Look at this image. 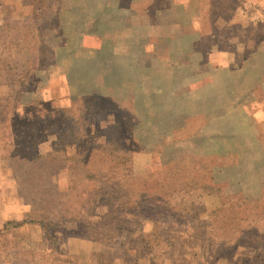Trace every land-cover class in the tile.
<instances>
[{"label":"rangeland","instance_id":"1","mask_svg":"<svg viewBox=\"0 0 264 264\" xmlns=\"http://www.w3.org/2000/svg\"><path fill=\"white\" fill-rule=\"evenodd\" d=\"M1 121L0 195L25 205L26 224L52 248H24L31 231L17 229L18 264H59L58 255L79 264H224L254 255L237 243H264V0H0ZM33 134L49 137L37 143ZM52 142L60 154L46 161ZM36 147L42 158L26 165L19 155ZM88 148L90 164L129 157L133 178H144H123L116 203L132 214V202L151 200L142 214L156 228L131 214L128 223L102 220L89 230L93 242L87 224L64 221L60 192L74 188L75 201L96 185L79 183ZM207 183L216 194L198 188ZM180 205L190 216L212 214L211 231L174 233ZM79 211L86 221L89 211ZM112 232H122L113 244ZM70 238L89 241L90 253L69 255Z\"/></svg>","mask_w":264,"mask_h":264},{"label":"trees","instance_id":"2","mask_svg":"<svg viewBox=\"0 0 264 264\" xmlns=\"http://www.w3.org/2000/svg\"><path fill=\"white\" fill-rule=\"evenodd\" d=\"M18 77L22 78L24 76L23 74H21ZM3 122L1 121L0 124H2ZM62 124H66V123L63 122L61 123V125ZM47 127H48L47 128L48 132H51L52 134L56 132L57 130V129H54L52 125H48ZM24 128H21L19 130H23ZM59 129L61 130L62 128L60 127ZM69 133H72V130L67 132V134ZM16 136L17 134L15 133L14 137ZM48 137L49 136L47 134L44 136L41 135L38 139H36V136L33 134L31 138L35 140L37 143H41L42 141L48 140ZM260 137L261 136H258V139L261 141ZM62 139H63V136H59L56 138V140H60V146H62L61 149L63 151L65 144L61 142ZM59 151L60 149L57 148L56 143L52 142V149L49 151L48 154H46V156H48V158H45L46 161L54 159L55 155L60 154ZM92 151H93L92 148H88L87 152H85L81 157L82 176L79 178V183L82 184V186L84 185L85 182L88 183L89 181L95 183L96 185H94L93 191H90V194L88 195L87 191H85L84 189L81 190V192L77 193L78 199L74 201L71 196V191L72 190L75 191V189L71 187L69 189L65 188L64 190H62V192H60L63 194L62 195L63 199L61 198L60 205H61V208L66 211V213L63 212V216H62L64 221L69 220V221H77L79 223L84 222L85 224H87L85 226L89 227L87 229L88 234L87 232L85 234L86 238L93 242H99V240L95 238L96 233H91L89 230L91 231L93 230L94 232H96L97 229L100 227L102 220H109L111 223H113L114 221L118 219L117 224L126 223L127 219L129 220V215L131 214V212L129 211L130 205L128 203L124 205H120L116 203L118 197L114 196L113 190L115 189V187L118 184L120 185V182L123 180V178H127L128 180L136 179V180L142 181L144 177H136L135 179L133 178L134 176H132L131 167H130L131 164L128 163L130 160L127 155H121V156H124L123 158L125 159L118 158V157H111L108 159L103 158L104 161L99 162V163L102 162L101 164L87 163V160H88L87 158L89 157ZM94 151L96 152L100 150L99 148H97ZM19 156L22 158L23 162L26 165H35L42 158V156L38 153L37 147L35 150H32L30 154L25 155V156H21V155ZM66 158H70L69 155L66 156ZM119 165L124 166L126 169H124V171L122 172H119L120 171ZM133 184H136V183L133 182ZM216 186L217 185H212L211 183H207V184H201L200 187L198 188L206 190L205 192L206 194H216L215 191H212L216 188ZM209 187L211 188L209 189ZM148 192L151 193V190ZM140 194H141V197L145 196L143 195V191ZM153 197L155 198L154 199L155 201H162L163 199L160 193L155 194ZM106 198H107L106 203L110 207L109 208L106 207L105 209L106 205L104 206V200ZM134 202H136V204L132 202V214H131L132 220H134L133 222L134 223H138V222L145 223L146 222L145 218L148 217L147 221H150L153 224L154 228H156L158 225L157 221L151 215H148L147 217H145L144 214H142V208H141V206L144 203H149L150 205H152L153 202L151 200L147 201L145 199H137ZM180 203L182 204V202ZM242 203H245V202L243 201ZM169 204L170 202L169 200H167L166 205H169ZM161 205H162V202H161ZM145 207L148 208V206H145ZM80 208L83 211L84 210L89 211L88 213H86L87 215L84 214L86 221L81 220L83 216H82V213H80L79 211ZM152 208L153 207H150V209ZM178 208H179L178 211L180 212L183 218H182V221H179L180 218L179 219L176 218L175 220H173V223L172 225H170V227L175 230L174 233H185L191 228H197L199 230L202 229L204 232L206 231V233H209L211 231L212 219L209 216H211L212 214H209L207 219H202L198 215L190 216L189 215L190 213L186 211L187 208L185 205L182 207L180 205L178 206ZM26 223H28L26 220H22V221L10 220V221H7L3 225L2 228H0V247L8 248V249H16L17 251H13L16 254V256L14 257L15 260L19 259L17 255H20V249H21L19 245L20 243H19V238L17 237L16 230ZM149 223L147 222V224ZM252 230H253L252 228H249L248 232L243 233L241 236L243 237L247 235ZM120 233L122 232H117V234L114 232H112V234L110 233L108 236V241L110 243L112 242L111 244L115 243L117 236ZM115 234L117 236H115ZM252 234L256 236L255 238H258L256 232ZM7 236H8V239H7ZM9 238L12 239V241H9ZM239 246L244 247L245 249L255 247L254 255H251L248 257L238 256L232 261L231 259H226L223 262L224 264H231V263L246 264L248 262H250L251 264H264V249H263L264 243H262V241H260L256 245L255 244L249 245V243H246V241H244V242L237 243L234 248L237 249ZM55 258L59 261V264H79L77 261L73 260L72 258H64L60 255H58V257H55ZM218 263H219L218 261L211 262V264H218Z\"/></svg>","mask_w":264,"mask_h":264},{"label":"crops","instance_id":"3","mask_svg":"<svg viewBox=\"0 0 264 264\" xmlns=\"http://www.w3.org/2000/svg\"><path fill=\"white\" fill-rule=\"evenodd\" d=\"M235 7H237V5ZM236 9H238V7ZM4 192L5 191H2L0 195V228H2L7 221L24 220L26 218L27 213L29 212L28 210H26L25 205H22L20 202L15 203L16 201L10 200V198L8 199V196ZM25 226L27 227L26 229H24ZM18 230L19 232L25 230L31 231V236L28 242H25L26 244L22 242V246H24V248L25 246H28L31 247L30 249H45L48 253L52 252V248L49 245L48 247H45L43 234L39 226L24 224L23 226L19 227ZM88 243L89 241L87 240H78L77 238H70L67 241V253L69 255L77 254L81 251H84L85 253H90V247L87 245ZM13 251L17 250L12 249L10 251H7L6 249L0 247V264H16L18 260H15L13 259V257H11ZM92 261L95 263L97 262V258L95 255H93Z\"/></svg>","mask_w":264,"mask_h":264}]
</instances>
